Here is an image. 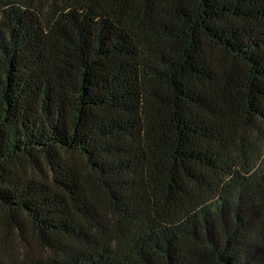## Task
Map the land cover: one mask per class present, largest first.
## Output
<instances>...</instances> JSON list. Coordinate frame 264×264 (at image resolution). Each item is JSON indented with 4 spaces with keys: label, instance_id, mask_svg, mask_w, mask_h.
<instances>
[{
    "label": "trees",
    "instance_id": "16d2710c",
    "mask_svg": "<svg viewBox=\"0 0 264 264\" xmlns=\"http://www.w3.org/2000/svg\"><path fill=\"white\" fill-rule=\"evenodd\" d=\"M0 234V264H264V0H0Z\"/></svg>",
    "mask_w": 264,
    "mask_h": 264
},
{
    "label": "rangeland",
    "instance_id": "374dc122",
    "mask_svg": "<svg viewBox=\"0 0 264 264\" xmlns=\"http://www.w3.org/2000/svg\"><path fill=\"white\" fill-rule=\"evenodd\" d=\"M1 235V234H0ZM11 243V242H10ZM8 244V245H6V247L8 248V250H6L8 253H10L11 251H17L18 250V242L17 241H13V243H11V244Z\"/></svg>",
    "mask_w": 264,
    "mask_h": 264
}]
</instances>
